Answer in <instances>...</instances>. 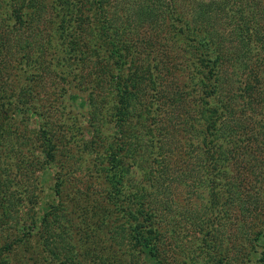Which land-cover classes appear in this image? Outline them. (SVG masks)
<instances>
[{
	"label": "trees",
	"instance_id": "16d2710c",
	"mask_svg": "<svg viewBox=\"0 0 264 264\" xmlns=\"http://www.w3.org/2000/svg\"><path fill=\"white\" fill-rule=\"evenodd\" d=\"M261 236L264 0H0V264H264Z\"/></svg>",
	"mask_w": 264,
	"mask_h": 264
},
{
	"label": "rangeland",
	"instance_id": "374dc122",
	"mask_svg": "<svg viewBox=\"0 0 264 264\" xmlns=\"http://www.w3.org/2000/svg\"><path fill=\"white\" fill-rule=\"evenodd\" d=\"M64 102H66V107H64V109H66L67 111H64V113H62V115L64 114V116H68V115H72V116H75L76 118H78L79 122L81 123L82 127H85L88 123V120L86 118V112H85V108L83 107V101L82 99L80 98L79 95H75V96H72L71 98H68V99H65ZM66 119V118H64ZM37 120H38V117H31L30 119V125H35V123H37ZM89 133V132H88ZM77 146H79L78 143H76L74 146H71V148H73V150L75 151ZM54 172V167L53 166H48V168L44 169L40 174V180L41 182L43 183L44 186H47L49 183H50V175ZM175 193H177V195H175V199H178L180 200L181 196H182V190H176L174 191ZM51 192H43L42 195H43V198L44 200H48V201H52V197H51ZM41 195V196H42ZM44 202V201H43ZM43 202L41 200L40 204H39V207H38V213H41L43 210H44V207H41V205H43ZM185 237L184 235H180V240L182 243H185L187 244V240H184ZM169 239L167 236H165V241L167 242ZM258 246H257V249L259 250L260 248H264V236H261L258 240ZM146 257L145 259L147 258L148 262L150 264H153V260L148 257L146 254H144ZM259 254L256 252V253H253L251 255L252 259H254L255 257H257ZM180 253L179 252H176L174 254V258H175V261H176V264H178V262L181 261V257H180ZM177 259V260H176ZM188 264V263H186ZM246 264H256L254 262V260H252V262L250 263H246Z\"/></svg>",
	"mask_w": 264,
	"mask_h": 264
}]
</instances>
